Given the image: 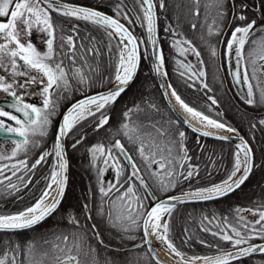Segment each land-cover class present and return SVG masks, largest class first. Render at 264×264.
<instances>
[{
	"label": "snow or ice",
	"instance_id": "obj_1",
	"mask_svg": "<svg viewBox=\"0 0 264 264\" xmlns=\"http://www.w3.org/2000/svg\"><path fill=\"white\" fill-rule=\"evenodd\" d=\"M134 2L143 13L142 17L137 15L136 20L146 26L147 40L137 38L120 22L121 18L129 19L124 0H119L115 4L114 16H109L97 9L71 5L63 0H0V69L9 72L10 68L9 75L13 78L9 82L5 76L0 75V92L5 93L9 98L3 105H0V133L20 138L11 141L15 147L10 156L0 155V160H14L19 153L27 151L28 145L38 146L39 141L32 138L47 135L51 117L57 111L58 100L63 93L72 89V82L81 86H91L94 74H99V63L93 66L88 58L92 57L95 61L96 58L102 56L100 45L103 44V40L94 35H81L77 24L67 25L64 21L56 22L53 13L64 17L65 20L90 23L101 30L104 39L107 40L104 47H107L109 54L115 52L118 57L114 79L109 78V82L114 83L115 87L107 92L87 96L68 107L56 132L54 152L57 161L53 164V170L45 190L34 204L22 211L12 214L0 213V232L32 229L59 208L67 182L68 164L65 158L64 138L82 120L89 116H96L97 113H101V115L95 130L98 131L108 123L109 117L102 110L106 106L114 104L133 81L141 59V47L144 48L145 53L149 46L152 48V72L158 77L167 78L163 50L158 45L156 10L158 6L161 12H165L168 10L169 4L167 0H156V2L154 0H134ZM182 6L186 7L188 17L197 19L202 14V7L204 12L211 10L213 13L212 24L207 26L209 36L221 35V26H227L224 22L227 20L230 10L234 19L244 22L231 29L230 37L224 42V55L229 61L235 57V68H229V75L232 76L236 84L247 86L245 103L249 106L264 104V90H261L257 97L250 83V79L254 78L257 69L253 68L252 77L248 73L249 63L253 65L257 63V57L254 56L256 48L250 47L246 51V45H258L260 49L258 59L264 61V26L257 27V21L249 20L248 16L244 14L248 5L243 0L240 3H237V0H230V2L229 0H183L182 4L175 5L177 9ZM256 11H260L264 15V4ZM177 23L179 24V19ZM197 27L196 23L191 24L193 30ZM33 31L41 34L39 39L44 44L43 50H40L32 42ZM164 31L172 36L180 37L172 41L171 44V47L176 49L179 55L186 58V54L191 53L200 63V70L197 71L191 63L177 60L179 75L185 79L193 80V83L188 85L189 87L200 83L202 88L207 89L208 85L200 80L201 77H205L206 73L204 61L199 59L201 53L197 47L174 28L166 26ZM257 31L261 33V36L258 40L252 39ZM211 54L213 57L217 55L214 47L211 48ZM85 68L89 71L85 72ZM259 70L264 72V64H261ZM15 77H24L25 79L16 81ZM163 87L170 90L171 97L176 100L185 113L193 118H198L201 122L206 121L205 126L228 132L237 131L224 123L210 119L187 105L172 84L169 83ZM29 89L35 90L30 91ZM18 90L20 91L18 92ZM168 94L166 91L165 95ZM26 96H39L40 104L26 102ZM209 99L213 105L217 104V100L213 97H209ZM152 107L155 106L152 105ZM139 110V106H136L135 111ZM132 111L133 109H128L123 113L125 121L131 120ZM258 123L260 126H264V118L259 119ZM153 127L155 126L153 125ZM251 127L255 128L257 125L254 123ZM140 128L141 125L124 122L116 134L117 137L122 135L128 141V145H131V149L120 138L115 137L110 139L107 144H94L88 149L91 154V164L97 171L101 204L95 206V201L90 194V199L81 206L84 217L92 220L93 213H95L105 218L111 228L121 233L133 231V226L141 228L143 231L142 243L134 245V247L148 245L153 260L156 258L154 250L151 248L150 237H155L162 250L166 247L167 251L179 257L181 264H194L196 260L201 259L204 264H232V261L251 256L256 252L264 253V244L253 243L255 240H264V204L259 209L242 210L237 208L235 222L228 216L217 217L215 214L201 216L200 231L209 232L213 237L231 246L230 249H224L220 244H208L207 241L201 239L200 243L217 249L219 254L214 257L190 256L185 261V254L176 248L170 236V221L173 210L178 204L218 199L227 196L245 183L255 166L253 150L249 144L240 138L236 145L239 151L234 154L233 169L227 179L221 183L170 196L167 193L174 190L181 180H191L199 175L198 166L189 163L192 157L188 155L185 144L186 134L184 131L168 134L157 128V135L152 136L151 133L141 134ZM193 131L196 129L193 128ZM165 135H171V138L161 143L159 137ZM200 135L208 136L209 133L200 132ZM215 138L225 141L230 139L227 136ZM83 140L84 136L81 135L75 140L72 147L76 148ZM131 151L137 153L139 162L137 156L130 154ZM50 155L52 153L49 151L42 152L39 158L30 165V169H36ZM120 157H123V160ZM98 161H101L104 167H98ZM21 168H29L26 160H20L18 164L13 163L10 166L0 167V176L3 177L0 179V187H6L9 194L21 190L19 185L12 182V177L17 176V172ZM109 168L113 171L114 176L111 181H105L104 175ZM6 170L11 171V176L5 175ZM17 179L24 188H27L28 184L32 182L31 179L25 181L24 176H18ZM5 180L8 181L7 185H5ZM153 188L156 191L150 192ZM149 193L155 202L150 201L149 204H145V196ZM161 196L164 198L161 199ZM105 203L109 205L107 210L104 208ZM242 211H249L258 218L249 221L239 215ZM68 223L77 228L80 226V220L71 214L68 217ZM207 224H214L216 230L208 227ZM90 231L93 232L94 238L104 245L98 225L93 223ZM127 238L135 239L134 236ZM56 239L64 244V247L54 245L64 253L62 258L57 257L59 264H81L79 259L81 252L84 255L92 253L94 264H101L98 259H95L97 250L94 247L88 245L87 251H85L83 234H78L76 231L60 233L56 235ZM41 242L42 244L50 243L49 240L43 238ZM36 243L35 240H29L21 245L11 239L0 242V264H33L31 257ZM73 249H75V254ZM43 255L46 256L47 253ZM39 264H43V261H40ZM103 264H115V262L106 258ZM136 264L139 262L137 261ZM156 264H160V262L157 260Z\"/></svg>",
	"mask_w": 264,
	"mask_h": 264
},
{
	"label": "trees",
	"instance_id": "obj_2",
	"mask_svg": "<svg viewBox=\"0 0 264 264\" xmlns=\"http://www.w3.org/2000/svg\"><path fill=\"white\" fill-rule=\"evenodd\" d=\"M63 1L94 7L112 16L115 15L113 8L115 4L119 2V0ZM154 2H156V0H154ZM167 2L169 4L167 11L161 12L158 6L156 11L158 16L159 41L161 49L163 50L165 70L168 73L170 83L181 99L195 110L207 116H211L212 114L199 107V103L211 106L210 108L215 113V117L213 115L211 117L236 129V132L247 139L254 153L255 166L242 187L229 196L212 201L184 204L177 206L173 210L172 219L170 221V236L176 248L184 253L185 257H213L219 254L217 249L200 243L199 241L201 239L207 241L208 244H220L224 249H230L231 246L213 237L209 232L200 231L202 227L200 223L201 216H211L212 214H215L217 217L228 216L235 222L237 216L235 210L237 208L242 210L259 209L260 206L264 204V126H260L252 116L244 114L235 104L234 101L239 98L237 92L229 77L219 70L218 54L215 57L211 54L212 47H214L217 52L219 39L228 27L221 26L222 32L219 36H209L207 26L209 21L212 22L213 13L211 10L204 12L202 7V14L197 19L187 16L186 7L182 6L180 9L175 7L177 4H182L183 0H167ZM124 3L127 6L126 14L129 19L125 20L121 18L120 20L132 30L137 38L147 40L146 26L136 20L137 15L141 17L143 15V13L140 12L139 6L135 4L134 0H124ZM230 14L231 12H229L228 16H230ZM52 15L56 22L64 21L67 25H79L81 35H94L98 39L103 40V44L100 45L103 53L102 56L96 58L95 61L92 57L88 58L89 62L93 63V66L99 63V74H94L91 86H81L74 81L72 82V89L63 93L58 100L57 111L56 114L51 117L47 135L44 137L32 138L39 141L38 146L30 144L27 146V151L19 153L14 160L5 159L0 162V167L4 165L10 166L13 163L18 164L20 160H26L29 165V168H21V170L17 172V176L12 177V182L16 183L21 188L19 192L9 194V190L6 187H0V213L2 214H12L22 211L24 208L34 204L45 190L51 171L53 170V164L56 163L54 152L55 130L59 118L66 107L72 101L83 95L108 88L114 84L109 82V78L114 79L118 57L115 52L109 54L107 47H104V45L107 44V40L104 39L103 32L90 23L71 19L65 20L64 17L57 16L55 13ZM178 19L179 24L177 23ZM192 23L198 25L197 29L193 30L191 28ZM166 26L176 29L183 37L191 40L193 45L196 46L197 50L201 53L199 59L204 61V71L206 75L205 77H201L200 80L208 85L207 89L202 88L200 83H196L193 87H189L188 85L192 84L193 80L185 79L179 75L177 60L194 65L192 61L194 55L187 53L185 58V56L179 55L177 50L171 47L172 41L180 37L166 33L164 31ZM232 28L233 26L227 30V34L231 33ZM85 43H87V41H85ZM184 47L187 46L184 45ZM140 54L141 59L138 71L131 85L121 94L114 104H110L102 110V112L109 117L108 123L98 131L95 130V126L99 122L98 118L101 115V113H97L96 116H89L87 119L82 120L66 137V149L70 164V181L68 191L60 207L53 215L56 219L55 225L52 226L50 222L51 218H48L32 229L16 233L0 232V242L11 239L24 245L29 240H35L41 245L50 247V249L52 244H62L63 242L56 239V235L63 233L62 228L63 220L67 212L65 208L67 199L71 197V201L77 205L78 201L75 200L76 197L81 198L82 201H79L84 203L89 200L90 194H92L91 197L98 195L95 188L97 171L91 164V154L88 149L94 144H107L113 137L120 138L123 143L128 145V141L122 135L119 137L116 135L121 124L124 122L141 125V134L151 133L152 136L157 135V128L168 134L178 131L185 132V144L188 149V155L192 157L189 163L198 166L199 175L191 180H181L178 184V186L181 187L179 192L210 187L213 184H219L227 179L235 162L234 154L236 150L234 146L227 142L200 137L187 130L177 121L158 92L155 74L152 72L150 48H148L147 53H145L144 48L141 47ZM84 71L88 72L89 70L85 68ZM209 97L216 99L217 104L213 105ZM152 105L155 107H152ZM136 106H139V111H135ZM128 109H133L131 120L125 121L123 113ZM254 123L257 127L252 128L251 125ZM153 125L155 127H153ZM81 135L84 136V140L81 144L77 145L76 148H73L72 144ZM170 138L171 135H165L164 137H159V140L161 143H164ZM128 147L131 149V145H128ZM44 151H49L52 155L48 156L36 169H30V165L34 163ZM130 154L137 156L135 151H131ZM137 161L139 162L138 156ZM97 163L98 166L99 164L103 165L101 161ZM5 175L11 176V171L6 170ZM18 176H24L25 181L31 179L32 182L28 184L27 188H24L17 179ZM7 183L8 181L5 180V185H7ZM82 198H87V200ZM79 210L81 211L80 208ZM79 210L74 209L72 212L77 213ZM240 214L241 212L239 215ZM207 226L216 230L214 224H207ZM86 236L89 238L88 235ZM42 238L49 240L50 243L42 244ZM87 238L85 237L86 240ZM85 242H88V240L84 241V243ZM99 254L101 253L96 252L95 255ZM81 255L82 258H84L83 252ZM89 255H92L91 257L94 258L92 253L89 252L88 256ZM127 256L124 264H135V261L139 260V256L135 251L127 253ZM144 256L148 260L146 264H155L146 255ZM91 257H89V262L93 264L94 262L91 263ZM36 259L39 260V258L36 257H34L33 260ZM232 264H240V261ZM258 264H261V262H258Z\"/></svg>",
	"mask_w": 264,
	"mask_h": 264
},
{
	"label": "flooded vegetation",
	"instance_id": "obj_3",
	"mask_svg": "<svg viewBox=\"0 0 264 264\" xmlns=\"http://www.w3.org/2000/svg\"><path fill=\"white\" fill-rule=\"evenodd\" d=\"M229 2H230V0H229ZM240 2H241V0H237V3H240ZM243 2H245L248 5V8L244 10V14L248 16L249 20L255 19L257 21V27L264 26V15H262V13L260 11H256L257 8H259L262 4H264V0H243ZM229 12H231V10ZM228 21H231V23H228ZM224 23L227 26H223V25L222 26L228 27V29H229L232 26L239 25V24H242L244 22H241L239 20L234 19L232 12H231L230 16H228V19ZM260 35H261V33L259 31H257L255 36L252 37V39L258 40ZM229 37H230V34H227V32L226 33L224 32L222 34L221 38L219 39V46L217 47L218 68L221 72H224L229 77V79L231 80V83L233 85L232 77H231V75H229V68L230 67L235 68V63H236L235 57H232L231 60L229 61L224 55V52H225V43L224 42H226V40ZM250 47L256 48V52L254 53V56H256L257 50H258V45H246V51ZM33 74H35V73H33ZM249 76L252 77V75H249ZM24 79H25L24 77H22V78L21 77H15L16 81H23ZM250 83H251L254 91L256 92L257 97H259L260 90H258L256 88V85L252 82V79H250ZM233 87L235 88L234 85H233ZM242 88H243L242 93H239L238 90L235 88V91L237 92V95L239 98H237L234 102L243 111L244 114H246L248 116H252L258 122L259 119L264 118V104H257L255 106L247 105L245 103V99L247 96V89H246V86L243 84H242ZM29 90L32 91L35 89H29ZM37 98H38L37 96H32L30 99H25V101L32 103V104H36L37 100H38ZM7 99H9V98L6 97V94L3 92H0V105H3ZM212 115L215 117V114H212ZM0 142H7V140L0 139ZM120 159L123 160V157H120ZM69 167H70V164L68 166V184H67L68 188H69V181H70V172H69L70 169H69ZM98 167H104V165L99 164ZM141 167H143V165H141ZM153 167L155 168V165ZM113 176H114V173L111 170V168H109L105 172L104 180L105 181H111L113 179ZM97 181H98V176L96 174V185H95L96 187L95 188H96V192L98 195L95 197H91L95 201V206H99L101 204ZM180 189H181V187L177 186L174 190L169 191L167 193V195L177 194V192H179ZM151 191H156V190L153 188L150 190V192ZM157 195H159L158 192H157ZM162 198H164V197L161 196V199ZM71 199H72L71 197H69L67 199L66 206H65L67 212H66L64 220H63V228H62L63 233H70L72 231H76L78 234H83L86 238H87L86 235H88L89 236V238H87L88 242L84 243L85 251H87L88 245H91L92 247H94L97 250L96 252L101 253L99 255H95V259H98L101 262V264H103V262L105 261L106 258L112 259L115 262V264H124L125 258L128 257L127 253H130L133 251L137 252L139 256L146 255L150 259L145 245L143 247H134V245L142 243L141 237L143 236V231L141 228L133 226V228H134L133 231L128 232V233H121V232H118L117 230L111 228V226L106 222L105 218H102L101 216H99L95 213H93V219L88 220L84 217V215L82 214V211L79 210V208L81 209V206L83 205V202H81L82 201L81 198L76 197L75 200L78 201L77 205L75 203H73L71 201ZM82 199L87 200V198H82ZM79 200H81V201H79ZM150 201H152L153 203L155 202L153 200V197L149 193L148 195L145 196L144 203L149 204ZM104 208L107 210L109 208V205L107 203H105ZM74 209L79 210V211H77V213H73L72 211ZM70 214L73 216H76L80 220V226L78 228L74 227L72 224L68 223V217ZM53 215L54 214H52L49 217V218H51L50 222H51L52 226L55 225V221H56V219L53 217ZM93 223L98 225V230L101 233L102 239L104 241V245H101L94 238L93 232L90 231V227ZM141 223H142V221H141ZM128 236H134L135 239L134 240L128 239L127 238ZM87 240L85 239V241H87ZM258 241H260V240H255L253 242H258ZM58 245H60V247L64 246L63 243L58 244ZM106 246H108V247H106ZM129 247H133V248L128 249ZM51 250L54 253L60 252L59 248L54 247V244L51 245ZM73 251H75V249H73ZM62 254H64V253H62ZM91 256L92 255H89V256L84 255V253H83L84 258H82V255L79 254L80 262L82 263L83 260L86 259V260H88V262H85V263L90 264L89 257H91ZM261 256L262 255L254 256L251 258L241 260L240 264H249L250 259L253 261L256 258H260ZM40 261H42V260H38V259L33 260V264H39ZM92 262H94V258L91 259V263ZM43 264H51V263H46L43 261ZM55 264H59V262L55 263ZM83 264H84V262H83ZM256 264H257V262H256Z\"/></svg>",
	"mask_w": 264,
	"mask_h": 264
},
{
	"label": "water",
	"instance_id": "obj_4",
	"mask_svg": "<svg viewBox=\"0 0 264 264\" xmlns=\"http://www.w3.org/2000/svg\"><path fill=\"white\" fill-rule=\"evenodd\" d=\"M63 2H65V3H68V4H71V5H78V6H83V7H88V8H92V9H97V8H94V7H90V6H86V5H82V4H78V3H73V2H68V1H63ZM97 10H99V11H101V12H103V13H106V12H104V11H102V10H100V9H97ZM106 14H108V13H106ZM109 16H112V15H110V14H108ZM120 22L122 23V24H124L125 25V27H127L130 31H131V29L124 23V22H122L121 20H120ZM157 23V22H156ZM132 32V31H131ZM157 32H158V35H159V30H158V23H157ZM133 33V32H132ZM134 34V33H133ZM158 45H159V47L161 48V45H160V41L158 40ZM149 48H150V55L152 56V52H153V50H152V48L149 46ZM139 64H140V61H139ZM138 67H139V65H138ZM138 71V70H137ZM137 73V72H136ZM136 76V75H135ZM135 76H134V78H135ZM134 78H133V80H134ZM155 78H156V85H157V88H158V92H159V94L161 95V97H162V99L164 100V102H165V104L167 105V107H168V109L170 110V112L173 114V116L187 129V130H189V131H191L192 133H194V134H196V135H198V136H200V137H203V138H208V139H213V140H217V141H223V142H228V143H230V144H232L235 148H236V150L238 151V149H237V147H236V145L239 143V141H240V138H243L247 143H248V141L243 137V136H241V135H239V134H237V133H235V132H228V133H223V134H215V133H209V135L208 136H202V135H200V132H205V131H203V130H201V129H199V128H197V127H195L194 125H192L181 113H180V111L176 108V106L174 105V103L172 102V100H171V97H170V95L168 94L167 96L165 95V92L167 91L168 92V89H166L165 87H163V85H166L165 84V82H164V79H163V77H158V76H156L155 75ZM167 79V82L168 83H170L169 82V79H168V77L166 78ZM233 82H234V80H233ZM132 83V82H131ZM131 83L128 85V87L131 85ZM234 84L237 86V88H238V90H239V92L240 93H242L243 92V88H242V84H236L235 82H234ZM115 87V84H112L111 86H109L108 88H105V89H101V90H98V91H94V92H92V93H89V94H87V95H84V96H81V97H79L78 99H76V100H74L72 103H75L76 101H78V100H82V99H84L85 97H87V96H93V95H96V94H98V93H101V92H107L109 89H112V88H114ZM127 87V88H128ZM169 93V92H168ZM71 103V104H72ZM70 104V105H71ZM70 105H68V107H70ZM68 107L63 111V113H62V115L60 116V119H59V122H58V125H57V127H56V130H55V137H56V132H57V130H58V127H59V123L62 121V117H63V114L67 111V109H68ZM189 125H191V126H189ZM193 128H195L196 129V131H193ZM217 136H227V137H229L230 139L229 140H227V141H225V140H221V139H216L215 137H217ZM0 138L1 139H7V140H9V141H12L13 139H20L19 137H14V136H7V135H5V134H2V133H0ZM65 141H66V137L64 138V140H63V145H64V148H65V158H66V160H67V164H68V158H67V153H66V146H65ZM249 144V143H248ZM249 146H250V144H249ZM251 147V146H250ZM66 175H67V182H68V167H67V173H66ZM67 182H66V187H67ZM242 186V185H241ZM66 187H65V191H66ZM234 192V191H233ZM233 192H231V193H233ZM231 193H229V194H231ZM65 194V193H64ZM228 194V195H229ZM177 195H180V194H177ZM227 195V196H228ZM170 196H176V195H170ZM225 197V196H224ZM221 198H223V197H221ZM163 199V198H162ZM218 199H220V198H218ZM212 200H216V199H212ZM212 200H208V201H212ZM197 202H199V201H197ZM203 202H206V201H203ZM189 203H196V202H188V203H183V204H178L177 206H180V205H184V204H189ZM176 206V207H177ZM50 217V216H49ZM16 232H19V231H16ZM6 233H8V232H6ZM256 244H264V241H259V242H255ZM150 244H151V248L154 250V254H155V260H153L152 259V253L149 251V249H148V245H145V247H146V250H147V252H148V254H149V256H150V258L156 263V261L158 260L159 262H160V264H168V263H166V262H164L159 256H158V254H157V252H156V250H155V248H154V246H153V244H152V242H151V239H150ZM131 248H133V247H129L128 249H131ZM262 254H264V253H260V252H256V253H254V254H252L251 256H248V257H245V258H242V259H239V260H243V259H246V258H249V257H252V256H256V255H262ZM239 260H234V261H232V262H235V261H239ZM196 264H204V261L203 262H201V263H196Z\"/></svg>",
	"mask_w": 264,
	"mask_h": 264
},
{
	"label": "rangeland",
	"instance_id": "obj_5",
	"mask_svg": "<svg viewBox=\"0 0 264 264\" xmlns=\"http://www.w3.org/2000/svg\"><path fill=\"white\" fill-rule=\"evenodd\" d=\"M213 17V15H212ZM212 24L211 21H209V24L210 25ZM236 26V25H235ZM233 26V27H235ZM228 28L226 29L225 33L227 32ZM41 34L39 33H36L35 31H33V34L31 36V40L32 42L40 49V50H43L44 49V44L40 42V39H39V36ZM261 36V35H260ZM259 36V37H260ZM260 55V49H259V46H258V50H257V54H256V57H257V63L255 65L249 63L248 65V73L249 75H252L253 76V68L255 67L257 69V71L255 72V76L254 78H252V82L256 85V88L258 90H264V72L260 71V66L261 64H264V61H260L258 59ZM192 61H193V64H194V67L197 71H199V62L198 60L194 57H192ZM233 68V67H231ZM9 72H10V68H9ZM9 72H6L5 70L3 69H0V75H3L5 76V78L10 82L13 78L9 75ZM22 78V77H21ZM246 86V85H245ZM246 89H247V86H246ZM20 90H18L19 92ZM38 100H37V105L40 104V97L37 96ZM31 97H25V99H30ZM199 107L203 108L204 111L210 113V114H215L213 113L212 109L210 108L211 106H208L207 105H204L203 103H199ZM8 123H11V122H8ZM15 147L14 144H12L11 142H0V155H3V156H10L11 154V151L13 150V148ZM2 160H0L1 162ZM55 161H57V158H55ZM0 179H2V176H0ZM68 184V183H67ZM66 191H65V194L66 192L68 191V187H66ZM5 209V208H4ZM2 209V210H4ZM242 216L245 217V219L249 220V221H254L255 219H257L258 217L257 216H254L252 215L251 212L249 211H242L241 214ZM64 247V246H62ZM75 252V251H73ZM44 253H47V255H43ZM82 254V252H81ZM138 255V253H137ZM64 254H62V252H58V253H54L50 247L46 246V245H41L40 243H36V247L33 251V255L31 257V259L33 260L34 257L36 258H39V260H42L46 263H51V264H55V263H58L59 261L57 260V257H63ZM139 256V255H138ZM139 262V264H146L148 262V260L146 259V257L144 255H141L139 256V260H136L135 262ZM250 263L249 264H256V262H261V264H264V255H262L260 258H257V259H254L253 261L250 259L249 260ZM84 264H86L85 262H88V260H83ZM83 262L81 264H83ZM257 262V264H258ZM136 264V263H135Z\"/></svg>",
	"mask_w": 264,
	"mask_h": 264
},
{
	"label": "bare ground",
	"instance_id": "obj_6",
	"mask_svg": "<svg viewBox=\"0 0 264 264\" xmlns=\"http://www.w3.org/2000/svg\"><path fill=\"white\" fill-rule=\"evenodd\" d=\"M164 82L165 84H169L167 82V79L164 78ZM169 95H170V90H168ZM171 97V95H170ZM172 102L174 103V105L176 106V108L180 111V113L195 127L208 132V133H215V134H223V133H228V131L223 130V129H216L214 127L211 126H205L206 125V121L205 122H201L198 118H193L191 117L189 114L185 113V111L180 107V105L176 102V100L171 97ZM239 151V149H238ZM239 175V174H238ZM55 194V193H54ZM49 203H51V201H49ZM151 242L158 254V256L166 263L168 264H181L180 258L175 256L174 254H172L171 252L167 251L166 247L162 250L161 247L158 245V242L156 241L155 237H150ZM185 261H187L185 259ZM203 260H199L197 262H194V264L196 263H201Z\"/></svg>",
	"mask_w": 264,
	"mask_h": 264
}]
</instances>
